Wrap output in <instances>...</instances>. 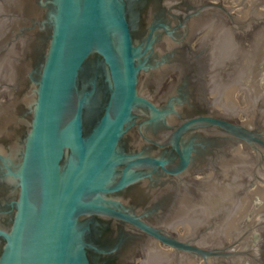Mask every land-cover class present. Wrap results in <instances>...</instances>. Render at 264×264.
<instances>
[{
	"label": "water",
	"instance_id": "water-1",
	"mask_svg": "<svg viewBox=\"0 0 264 264\" xmlns=\"http://www.w3.org/2000/svg\"><path fill=\"white\" fill-rule=\"evenodd\" d=\"M138 1L0 0V132L9 138L7 149L0 145L9 193L0 264H90V227L80 217L112 214L103 197L141 178L136 165L168 163L135 159L123 143L145 110L153 128L172 124L166 120L172 107L160 109L142 96V82L137 90L140 73L157 66L150 55L158 39L156 27L147 34L141 28ZM212 2L222 14L208 23L205 42L214 69L211 97L221 93L238 122L201 117L178 127L173 139L207 123L250 150L226 180L210 182L200 195L201 226H211L201 232L200 248L135 222L199 258L184 255L173 264H264V0H238L233 7ZM239 6L237 17L232 10ZM95 54L98 62H90ZM89 64L95 75L104 68L109 91L97 118L96 79L80 85ZM239 91H245L246 108L235 102ZM193 152L192 143L180 148V165L170 173L184 171Z\"/></svg>",
	"mask_w": 264,
	"mask_h": 264
},
{
	"label": "flooded vegetation",
	"instance_id": "flooded-vegetation-1",
	"mask_svg": "<svg viewBox=\"0 0 264 264\" xmlns=\"http://www.w3.org/2000/svg\"><path fill=\"white\" fill-rule=\"evenodd\" d=\"M138 2L141 28L147 34L149 29L156 27L158 39L150 55V62L157 66L140 73L137 90L139 92L142 82L144 91L139 92L142 96L160 109L170 110L172 107L173 111L166 116L172 124L166 122L153 128L147 123L150 111L145 110L137 115L135 125L127 132L123 143L125 152L137 156L135 159L153 157L166 159L168 163L164 166L136 165L133 169L142 175L141 178L103 197L104 207L112 214L103 211L80 217V222L90 227L86 237L90 264H162L167 260L173 264L184 255L197 261L199 258L195 253L170 248L155 234L138 226L135 220L160 236L200 248L201 232L211 227L201 226L200 195L210 182L220 177L226 180L232 165L241 154L244 156L245 150H250L244 143H235L221 128L207 123L193 126L176 143L173 139L178 127L201 117L238 122L221 93L211 97V72L214 69L205 42L209 34L208 23L213 17H221L218 6L212 0ZM99 58L95 54L90 62L97 63ZM96 69L95 75L89 64L80 80L83 86L96 79L94 118L103 113L102 107L109 95L104 68L99 66ZM87 89L91 90V86ZM8 140L0 132V145L5 149ZM190 143L194 152L187 168L178 175L170 173V169L180 165L178 150ZM127 165L118 167L116 182ZM5 167L6 164L0 162V227L8 222ZM188 222L191 226L186 225Z\"/></svg>",
	"mask_w": 264,
	"mask_h": 264
},
{
	"label": "rangeland",
	"instance_id": "rangeland-1",
	"mask_svg": "<svg viewBox=\"0 0 264 264\" xmlns=\"http://www.w3.org/2000/svg\"><path fill=\"white\" fill-rule=\"evenodd\" d=\"M221 4L228 7H233L238 4V0H220ZM233 14L237 17H240L242 15V7H236L232 10ZM245 97V91H239L238 94L235 96V102L237 106L242 109L246 108L247 102L244 99Z\"/></svg>",
	"mask_w": 264,
	"mask_h": 264
}]
</instances>
